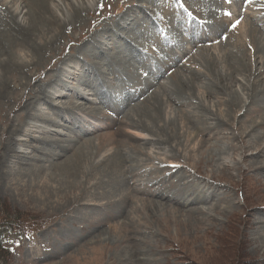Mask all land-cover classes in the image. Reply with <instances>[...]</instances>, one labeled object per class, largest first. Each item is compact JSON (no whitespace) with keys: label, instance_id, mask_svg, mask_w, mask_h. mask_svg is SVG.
Wrapping results in <instances>:
<instances>
[{"label":"rangeland","instance_id":"rangeland-1","mask_svg":"<svg viewBox=\"0 0 264 264\" xmlns=\"http://www.w3.org/2000/svg\"><path fill=\"white\" fill-rule=\"evenodd\" d=\"M58 1L54 0L53 5L56 6ZM262 1L264 2V0ZM221 2L220 0H96L89 7L90 9L88 8L89 11L86 6L81 11L77 9L79 14L77 11L78 15L72 16L68 20L69 22L67 21L66 27L57 35L56 43L47 47L38 55V58L34 60V67L14 69L12 73L6 76L5 80L10 88L5 93V98H0V221L4 218L11 219L13 214H20L19 221L29 222V226L25 227H33V230H36V236L19 240L15 233L5 232L6 242L3 249L6 250H0V264H264V243H261L264 236V175L257 171L258 165L264 166V129L255 128V131L252 129L264 119V33L260 29L262 27L257 26L260 22H255L247 17V20H250L247 22L245 20L242 31L238 35L227 32L225 27L224 31L219 32L220 41H222L219 45L198 46L194 53L188 55H192L190 56V62L186 61L188 56H185L181 59L184 64L181 63L175 68L167 69L171 58H173L171 48L173 43L169 38L183 31L185 15L191 13L197 20H200L203 15L207 14L210 18L215 15L211 9L218 7L220 18L224 9V6L220 5ZM2 3V0H0V4ZM3 5H0V14L5 12L0 15V39L5 40L3 35L8 30L7 21L13 19L9 18L11 15L7 14L8 12H6ZM2 7L5 11L2 10ZM255 7L251 6L248 13L256 19H260L261 22L264 21V12L256 11L253 9ZM58 14L61 16L60 12ZM125 15L126 17L122 18ZM117 20H120L122 25L128 26V28L121 25L120 29H117ZM195 22L194 20V25ZM221 24L222 22L219 21L214 28L208 26V30L216 32L220 29ZM255 26L258 28L254 38L252 37V31L256 30ZM249 28L252 30L248 31ZM161 29H164L166 37L162 38V44L158 45L162 34ZM115 32L122 36L119 38ZM135 34L139 38L138 44L132 43L125 46L123 37H133L136 36ZM241 34H244V36ZM95 36L99 38V41L102 40L103 45L101 44V48L97 50L106 56L104 63L112 64L115 74H121L119 77L107 75L109 70L104 63L99 62V65L91 66L86 62H78L75 59V57H81L80 52ZM157 37L159 39H156ZM246 38L250 40L248 41ZM151 39H155V43H152ZM144 41L150 43V46L145 49L140 48L141 43ZM211 43L209 41V44ZM5 44L7 53L2 56L10 55L9 57L16 61L19 45H16L14 40L9 43L5 42ZM130 51L136 54L135 56L132 54L134 56L132 59L128 58ZM149 52H156L155 58H150L147 54ZM225 52L228 55L229 52H232L235 57H231L230 61ZM116 55L122 61L118 59L113 63L115 60H112V56ZM2 56H0V60L6 58ZM96 56L98 57V55ZM247 56L248 58H246ZM94 57L91 56L90 58ZM213 58L214 60H211ZM235 59L240 64L244 63L245 69L243 70H246L245 72L243 70H241V73L239 71L235 72L231 64L235 65L237 63L234 62ZM225 60L230 63L228 66L232 74L234 72V78L240 81V85L230 84L222 93L223 96L212 94L209 97H202L203 89H214V84L218 83L216 77L220 73L226 77L228 75L226 69L229 74L231 73ZM73 61L79 64L78 71L71 70L66 74L62 71L59 72L61 69L73 68ZM81 67L83 70H81ZM121 71H126V73L124 74ZM75 72L81 75L80 79L77 81H73L74 78L68 80L69 74H75ZM163 73L169 75L160 77V74ZM235 73L239 74L236 75ZM249 74L251 75L249 76ZM89 75L90 77H88ZM54 76L57 77V81L59 79L62 81L66 90L79 88L87 95L86 88L82 87L81 84H88L98 90L99 94L109 96V98L111 94L112 97L134 98L139 95L150 80L153 81L159 76L157 82L160 81L161 85L156 86L155 84L153 88L144 89L136 97V101L131 102L133 105L126 108H138L155 92H159V96L168 105L170 103L172 108H179V113L182 110L187 114L194 112L195 115H193L197 116L203 113L201 107L205 106L208 112L211 113L209 117L206 115L210 120L207 118L205 125L206 128L213 130L211 145L220 148L224 154L221 159L216 157L214 163L209 161V154H216L219 150L210 146L194 149L197 146L194 139L199 141L203 139L201 135L196 137V133H192L189 129H185V132L192 134L189 143L183 139L174 140L171 146H166V150H164V146H162V149L157 146H146L148 154L152 156V161L147 163L144 168L146 170L158 169V173L151 174V172L145 170L146 173L141 172L144 173L142 178L133 179L131 184H135L136 188L146 189L144 191H147V194L162 192L161 196L164 195L168 198L164 200L169 209L165 213L164 211H148L136 216L131 215L129 212L132 205H125L123 212L120 213L121 215L117 216L114 209H105L99 206L100 204L95 205L96 203L92 205L93 202L87 198L84 201L83 197L88 191H92L91 188L96 184L95 179L90 180L91 187L86 191L84 190L77 201L78 203L72 205L69 198L64 197L62 199L61 197L60 199L55 198V196L52 197V202H41L39 199L41 194L36 185L41 186L46 183V178L54 174V171L50 170V172L38 174L39 176H31L30 173L35 165L41 166L43 164L49 167L54 162L53 159H49V157L45 159L42 155L48 152L55 153L57 147L53 145V148L48 145L49 141L47 145L38 142L27 143L26 146L41 148L39 154H31L32 150L28 151L30 153L28 155L29 159L35 158V161H31L33 165H19L10 162L4 164V167L2 165L7 159L3 162L4 153L1 150L9 142L11 130L19 128L27 131L29 130L28 126L35 123L31 121L32 117L29 118L28 112L25 111L23 106L28 97L35 98V94L39 92L40 88H45L50 84L52 88H56L57 84L60 85V82L57 83L56 79L53 78ZM70 78L72 77L70 76ZM239 87L241 88V94H243L239 104L234 102L236 105L235 112L228 109V107H219V103L223 102L224 97L226 99L225 92L231 94L234 88ZM183 89L184 93H182ZM47 90L52 92L51 88ZM86 99L91 100V104L85 100L74 101L77 104L68 106L72 110L68 109V111L73 115V118L79 122L81 121V125L85 130H93V126L97 124L93 120L99 122V125L100 121L96 116H90L91 108L92 111L96 110L97 117H102L101 113L106 114V112L101 105L93 102L96 101L95 98L87 97ZM116 103L119 104H116L117 107L123 105V102L116 101ZM127 103H129L128 100H125L124 105ZM81 104L82 106L78 110L77 108ZM37 105L36 112L40 110L50 115V111L45 110L43 103ZM219 110H221V114L218 113ZM167 111L168 109H165V113ZM32 114L34 115L35 112H32ZM218 114L223 118H217ZM76 120H69L66 127L74 129V132L75 130L78 131V134H82V138L84 136L99 138L105 133V130L91 133L88 137L81 125L74 122ZM37 126L42 129L48 127L44 123H37ZM49 128L55 129L52 126ZM221 130L222 134L220 135L219 131ZM134 133L143 135L141 132ZM17 136H15L14 146L18 144L17 148L19 149L17 150L19 151L21 141L24 142L26 138ZM67 136L69 137L65 139L71 141L70 137L72 135L67 134ZM36 137L42 138L38 135ZM144 138L146 140L154 139L148 135H144ZM95 144L97 145V143ZM25 148L22 149V152L25 151ZM58 153L60 151H57L56 154ZM71 154H73V151L68 153V156ZM9 155L11 156V153ZM13 155L14 157L17 156ZM38 157L42 159L39 160ZM62 159L60 161L67 158ZM178 161L184 168L172 172L165 170V166L177 164ZM22 171L24 173L28 171L29 173L23 175ZM17 173L19 175H16ZM8 174L11 175V179L7 178ZM157 179H161V183H158ZM53 184L50 185L54 188L58 186V183ZM124 189L116 193L115 203L119 200V196L134 195L133 191L128 188ZM78 192H75V195H79L80 192ZM198 195L208 198V204L199 202L201 205L198 206L200 209L207 210L206 214L197 212L195 209L197 206L190 207L187 204ZM133 197L130 204L136 202L135 196ZM215 204L218 206L214 210H208L212 205L216 206ZM85 208L94 210V214L91 215L92 218L89 214H86L88 217L85 219V214H83ZM174 210L177 211V214L173 212ZM134 220H137V222ZM98 221L104 223L99 227L97 224L100 222ZM122 222L129 225L127 228L132 234L130 239L127 238V241L123 242L122 245L120 244V246L116 245L117 247L113 245L112 247L103 246L102 238H97L98 235L104 233L114 235L117 223ZM114 225L115 227H113Z\"/></svg>","mask_w":264,"mask_h":264},{"label":"bare ground","instance_id":"bare-ground-1","mask_svg":"<svg viewBox=\"0 0 264 264\" xmlns=\"http://www.w3.org/2000/svg\"><path fill=\"white\" fill-rule=\"evenodd\" d=\"M95 1L96 0H80V1H78V0H59L58 4L56 6H54L53 5L54 0H2V2H4V4H5V5H3V7H5L6 12H8L7 14L11 15V17L9 16V18L13 19V20L7 21L8 23L6 22L8 24V30L3 35L4 36L3 39H5V40L0 39V50H1L0 56H2L4 54L6 55V53H7L6 49L7 48H6L5 42L9 43L11 40H14L15 44L19 45V50L20 49L21 50L20 51L18 50V52H19L18 53V59L16 58L17 59L16 61L12 57H9L10 55L9 56H2V57H6V58L0 60V98H2V99L5 98V96H6L5 93H7V90L10 88L9 84L6 83V80H5L6 76L9 73H12V71L14 69H20V68H23V69L26 68L27 69V68H30L31 66L34 67V63H35L34 60H36L38 58V55H40L44 49H46L47 47H50L56 43L57 35L59 34V32H61V30L64 27H66L65 24L67 23V21L72 16L73 17L77 16L79 14V11H81L82 8L84 9L85 6L87 7V10L89 11V9H90L89 7H91L93 2H95ZM0 5H2V4H0ZM3 7H2V10L5 11L3 9ZM77 11H78V14H77ZM59 12L61 13V16L58 14ZM3 13H5V12H2L1 14L3 15ZM124 24H126V23L124 22ZM4 25H5V23H4ZM121 25H122V23L120 22V20H118V22L116 23L117 29L119 27H121ZM123 27L128 28V26H123ZM4 28H2V29H4ZM242 28H243V26H242ZM250 29L251 28H249L248 31ZM248 33H250V32H248ZM256 33H257V29L252 31V37L255 38ZM53 35H54V38H53ZM242 36H244V34ZM119 38H120V36H119ZM133 41H136V40H133ZM123 42H126V40L124 38H123ZM246 43L248 44V42H246ZM13 44H14V42H13ZM101 44H102L101 39L99 41V38L97 36L93 37V39L89 42V44L87 43V46L85 48H83V50L80 52V56L82 58L81 57H75V59L78 62H86L87 64H89L91 66H97L100 64L99 62L104 63L106 56H104V54L100 53L97 50V49L101 48V46L103 45V44L102 45ZM125 46H126V44H125ZM235 46L233 47L234 49L236 48ZM244 47H246V46H244ZM226 51L228 52L229 50H226ZM91 53H92L91 56H95L94 58H90ZM96 55H98V57ZM119 55H120V53H119ZM249 56H251V55H249ZM216 57H218V56H216ZM227 57H229V59L231 61V57H235V56L233 55L232 52L231 53L229 52V55ZM246 58H248V56ZM118 59H120V58H118V55H116L114 57L112 56V60H115V61H113V63L116 62V60H118ZM120 60L122 61V59H120ZM211 60H214V58ZM223 60H224V57H223ZM249 60H251V59L249 58ZM108 61H109V59H108ZM221 61H222V59H221ZM225 61L227 62L226 63L227 67L229 68V70L231 72V69L228 66V65H230V63L227 60H225ZM234 62H237V60ZM216 63H218V62H216ZM72 64L74 65L73 68H68V69L65 68L64 69V70H66L65 72H64V70L61 69V70H59V72L62 71L64 74H66L71 70L78 71L77 69L80 68L79 64L76 63L75 61H73ZM104 64L106 67H108V70H109L107 72L108 73L107 75L115 76V77H119L121 75V74L118 75L116 73L118 75L117 76L115 74V71H114L112 64H109V63H107V64L104 63ZM231 64H232V67L235 70V72L239 71L241 73V70L245 69L244 63L240 64L239 62H237V63H235V65L233 63H231ZM223 65H225V64H223ZM114 67H116V66L114 65ZM253 67H255V66H253ZM250 69H251V67H250ZM81 70H83L82 67H81ZM234 70H232V71H234ZM220 71H222V70H220ZM226 71L228 74L227 77L225 75H223L222 73H220L219 76L216 77L218 79V81H217L218 83L214 84L215 87L212 86L214 89H211V90L208 88L203 89V92L201 94L202 97H209V96H212V94L223 96L222 93L224 92V90H226L229 87L230 84L233 83L236 85H240V81H237L234 78V75H233L234 72H233V74H232V72L229 74L227 69H226ZM247 71H249V70H247ZM125 73H126V71L124 72V74ZM250 73H251V71H250ZM124 74H122V75H124ZM237 74H239V73H237ZM251 74H249V76ZM104 75H106V74L104 73ZM70 76L72 78H70ZM83 76L87 77L86 75H83ZM80 77H81V75L76 74V72H75V74H69L68 80H71L74 78L73 81H77L80 79ZM88 77H90V75ZM53 78H55L57 81L56 76H54ZM237 78H239V77H237ZM84 79H86V78H84ZM58 82H60V85L57 84L59 86L56 85V88H52L51 84L45 88H40L39 92H37V94H35V98L34 97L30 98L26 95L28 97V99L25 102L24 106L22 104L21 105L24 107L25 111L28 112L29 118L32 117L31 121H33L35 123L33 125H29L28 126L29 130H27V131L25 129L20 130L19 128H15V130L14 129L11 130V133H9V137H10L9 142L6 143L5 148L3 150H1L4 153V156L2 159L3 162L7 159V161H5V163L2 162L3 163L2 167H4V164L10 163V162L11 163L14 162V163H17L19 165H33L32 164L33 162H31V161H35V158L29 159L28 155L30 153L28 151L32 150L31 154H33V153L39 154L40 153L39 149H41V148H39V149L34 148V146L33 147L31 146L32 147L31 148L29 146H26L27 143L29 144L31 142H38L40 144H46L47 145V143L49 141L48 145H50L53 148H54V146L57 147V150L55 153H53V152L49 153L48 152V153H43L44 155H42V156H44L45 159H47L48 157H49V159H53L54 162H52L49 165V167L45 166L43 164H41V166L35 165V166H33L34 168H32V171L30 173L31 176L32 175L33 176H35V175L39 176L40 174L50 172V170H53L54 171L53 173L56 175H57V173H59L58 174L59 176L51 174V176H49V178H46V183H43L41 186L36 185L37 190H39V192L41 194V197L39 198L41 202H43V201H45V203L52 202L53 201L52 197L55 196V198L57 197L60 199H61V197H62V199L64 197L69 198V201H72V205H73L82 196V194L84 193V190L86 191L89 187H91V185L89 183L90 180L95 179L96 184L91 188L93 193H92V191L91 192L88 191L83 197L84 201L87 198L91 202H93V204L91 203L92 205H94V203H96L95 205L100 204L99 206L104 207L105 209H109V210L114 209V211H115L114 213L117 216L121 215L120 213L123 210V207L125 205H129V206L132 205L131 211H129L131 213V215L137 216L138 214H142V212L145 213L148 211H150V212H152V211H154V212L164 211V213H165L166 210L169 211L168 207L166 206V204L164 202V200L168 199V198H166V196H164V195L161 196V194H163L162 192L147 194L146 193L147 191H144L146 189L143 190L141 188H136L135 184H131L132 183L131 181L133 179L138 180L139 178H142V175H144V173H141V172H145L146 169L144 167H146L147 163L152 161V156L148 154V149L146 148V146H149V145L151 147L157 146L160 149H162V146H164L165 147L164 150H166V146L167 147L171 146L174 140L177 141L178 139H183L184 141L189 143L191 141L192 134L189 132L188 133L185 132V129H189L192 133H194V132L196 133V137L198 135H201V138L203 139L201 141H199L198 139L197 140L194 139V142H197V146L194 147V149H196V148L202 149V148H204V146H210L212 148H216V147L211 145V141H212L211 138H213V136H211V134H212L213 130L205 127V125L207 123V118L209 117V115H211V113L208 112L207 107L202 106L201 111L203 113L202 114L197 113L198 114L197 116H194L195 115L194 112L193 113L190 112L189 114H187L185 111L182 112V110H180L181 112L179 113V110H178L179 108L178 109L175 108L176 109L175 110L174 108H172L170 106V103H169V105L167 103H165V100L159 96V94H158L159 92L153 93L152 96L147 101H145L142 105H140L138 108H136V107H134L133 109L127 108V112L120 113L119 115L116 114V111L112 110L114 112V114L117 115V117H116L117 120L111 119L108 117V115H106V114L103 115V113H101V115H103V117H99V116L97 117L96 110L92 111V108H91V115H90V113H89V115L92 117L96 116V118L100 119V124H103V126H106L104 128L105 133L103 135H101L99 138H87L86 136H84V138H82L81 137L82 134H78V131L75 130V132H74V129L66 127V125L69 123V120H71V121L76 120L75 118H73V115H71V113L68 111V109L70 110V108L68 106H75L74 104H77V103H75L74 101H84L85 100V101H88L90 103L91 100H88L86 98L87 97H93L96 99V101H93V102L99 101V105H101L103 107V109H107V110L111 111V109H113L111 107V104H113V102L108 100L107 96L99 94L98 90H96L92 85L81 84L82 87H85L87 89V90L85 89V91L87 93V95H86L85 93L80 91L79 88L78 89L74 88L76 90H74V89L72 90L70 88H69V90H66V87L62 84V81L60 79H59V81H57V83ZM179 86H178V88H179ZM49 88H51L52 92L47 90ZM77 90H79V91H77ZM32 91H33V89H32ZM184 92L185 91L183 89L182 93H184ZM242 94H241V88L240 87L236 88V89L234 88L231 94H226V92H225L224 96H226V99L224 97L223 102L221 101L219 103V107H225V108L228 107V109L235 112L234 109L236 108V105L234 102H237L239 104L242 100ZM111 97H112V94H111ZM21 100H23V99H21ZM166 102H168V101H166ZM38 103H40V104L43 103L45 110L50 111V115L45 113V112H42L40 110H39L40 112L39 111L36 112V108H37L36 105ZM40 104H38V105H40ZM130 105L131 104H127L126 107H129ZM81 106H82V104L80 106H78L77 109L80 110ZM197 108H199V107H197ZM165 109H168L167 113H165ZM70 111H72V110H70ZM32 112H35V114L33 115ZM218 113L221 114V110H219ZM220 114H218L219 116L217 118H223L222 116H220ZM122 115H123V117H121ZM226 117H227V115H226ZM89 121H90V119H89ZM93 121H95V120H93ZM74 122H78L79 125H81V121L79 122L76 120ZM37 123L47 124L48 127H44L42 129L41 127L37 126ZM50 126H52L55 129L49 128ZM81 127H82V125H81ZM255 128L264 129V119L260 122V124L254 126V128H252L253 131H255ZM222 129H223V127H222ZM35 130H38V131H35ZM80 130H82V129H80ZM67 132H69V133H67ZM96 132L97 133L101 132V130L99 129ZM134 132H136V133L141 132L143 135L135 134ZM219 133L221 135L222 130L219 131ZM67 134L72 135L70 137L72 139L71 141H68L65 139L66 137L67 138L69 137V136H67ZM16 135H18L17 137L20 136V137L26 138V140H24V142L21 141V144L18 142L20 144V147H21L19 151L17 150V149H19V148H17L18 144H17V146H14V142L16 141L15 140ZM37 135L39 137H42V138H37L36 137ZM89 135L90 134L88 133V137H89ZM144 135H148L150 137H153L154 139L150 138V139L146 140L144 138ZM58 137H59V139H58ZM60 137H61V139H60ZM83 139H85V140H83ZM235 140H237V139H235ZM95 143H97V145ZM25 147H27V148H25ZM23 148H25L24 152H22ZM216 149L219 150L218 153L209 154L208 160L212 161L213 163L215 162L214 160L216 157L221 159L223 154H224L220 148H216ZM57 151H60V153L56 154ZM71 151H73V154L68 156V153H70ZM9 153H11V156L10 155L8 156ZM13 154H15L17 156L14 157ZM55 157H59V158H55ZM62 158H67V159L64 161H60V160H63ZM38 159L41 160L42 158L38 157ZM38 159H36V160H38ZM56 159H58L57 162H55ZM167 160H169V158H167ZM25 161L27 162L26 164H25ZM182 168H184V166ZM174 169H175V167H173V166L167 167V170H170L169 172H171ZM28 171L26 173H24L22 171L23 175H28V173H29ZM146 171L151 172V174L152 173L153 174L158 173V169L157 170L147 169ZM257 171L264 175V166L258 165ZM196 173H198V172L196 171ZM20 174H21V172H20ZM16 175H19V173H17ZM7 178L11 179V175L8 174ZM87 179H89V181H87ZM157 181H158V183H161V179L160 180L157 179ZM154 182H155V180H154ZM49 183L50 184L54 183L53 185H56L55 183H58L57 184L58 186L57 187L55 186L56 188H54V186H51ZM156 185H154V186H156ZM125 187L128 188L130 191H133L132 193H134V195L130 194L131 196L130 195L126 196V194H125V196H121V197L118 195L119 200L117 199L118 201H116V203H115V200L117 198L116 193L119 192L120 190L124 189ZM67 191H69V192H67ZM75 192L76 193L78 192L79 195H75L76 194ZM121 194H123V193L121 192ZM200 194H202V193H200ZM133 196H135L136 202L134 204H130L131 198H134ZM36 199H38V198H36ZM152 199H154V200H152ZM207 201H208V198L206 196L203 197V196L198 195L193 201H191L190 203H187V204H189L190 207L197 206V208H195L197 212H199L201 214L202 213L206 214L207 210H205L203 208L200 209L198 206H200L201 204H208ZM199 202H202V203L200 204ZM217 206L218 205H216V206L212 205V207L209 208L208 210H210V209L214 210V208H216ZM225 209L227 210V208H225ZM196 211H193V212H196ZM173 212L177 214L176 210H174ZM83 214H85V219H86V217H88L86 214H89V216L91 217V215L94 214V210L91 208H89V209L85 208L83 210ZM102 217H104V216H102ZM93 220H91V221H93ZM98 222H100V221H98ZM135 222H137V220ZM102 223H104V222L102 221V222H100L98 224L96 223V224L100 227L102 225ZM128 226L129 225H126V223H124V222L117 223V227L114 230V232H115L114 235L104 233V234H99L97 238H99V239L102 238L103 246H106V247H112V245L113 246H116V245L120 246V244L122 245L123 242L127 241L126 240L127 238L130 239V235H132V234H130L131 232H129L130 230H128V228H127ZM113 227H115V225ZM263 232H264V230H263ZM108 236H110V237H108ZM261 243H264V236L261 239Z\"/></svg>","mask_w":264,"mask_h":264},{"label":"trees","instance_id":"trees-1","mask_svg":"<svg viewBox=\"0 0 264 264\" xmlns=\"http://www.w3.org/2000/svg\"><path fill=\"white\" fill-rule=\"evenodd\" d=\"M19 216L20 214H13V217L11 219L4 218L0 221V250L4 248V244L6 242L4 238L5 232L24 235L33 231V227L27 228L30 224L29 222L23 223L21 222V220L19 221ZM3 250L5 251L6 249Z\"/></svg>","mask_w":264,"mask_h":264},{"label":"snow or ice","instance_id":"snow-or-ice-1","mask_svg":"<svg viewBox=\"0 0 264 264\" xmlns=\"http://www.w3.org/2000/svg\"><path fill=\"white\" fill-rule=\"evenodd\" d=\"M227 2L231 4L234 2V0H227ZM224 16L227 17L229 20H231L232 13L231 12H225ZM238 23H239V21H236V25H238ZM236 25H234V26H236ZM225 39H226V37H225Z\"/></svg>","mask_w":264,"mask_h":264}]
</instances>
